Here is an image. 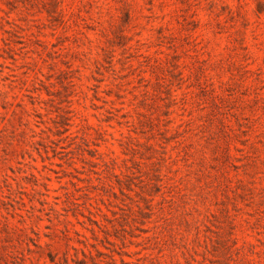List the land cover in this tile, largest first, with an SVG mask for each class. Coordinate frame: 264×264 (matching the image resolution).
Returning a JSON list of instances; mask_svg holds the SVG:
<instances>
[{"label":"rangeland","instance_id":"rangeland-1","mask_svg":"<svg viewBox=\"0 0 264 264\" xmlns=\"http://www.w3.org/2000/svg\"><path fill=\"white\" fill-rule=\"evenodd\" d=\"M0 264H264V0H0Z\"/></svg>","mask_w":264,"mask_h":264}]
</instances>
